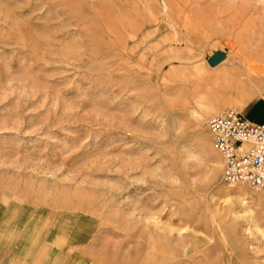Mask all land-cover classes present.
Returning <instances> with one entry per match:
<instances>
[{
  "label": "rangeland",
  "instance_id": "374dc122",
  "mask_svg": "<svg viewBox=\"0 0 264 264\" xmlns=\"http://www.w3.org/2000/svg\"><path fill=\"white\" fill-rule=\"evenodd\" d=\"M258 34L264 0H0V247L22 223L70 264H264V189L223 184L206 128Z\"/></svg>",
  "mask_w": 264,
  "mask_h": 264
},
{
  "label": "built area",
  "instance_id": "2783aa9c",
  "mask_svg": "<svg viewBox=\"0 0 264 264\" xmlns=\"http://www.w3.org/2000/svg\"><path fill=\"white\" fill-rule=\"evenodd\" d=\"M206 128L222 164L226 186L264 189V123H254L240 112L226 109L207 119Z\"/></svg>",
  "mask_w": 264,
  "mask_h": 264
},
{
  "label": "bare ground",
  "instance_id": "6f19581e",
  "mask_svg": "<svg viewBox=\"0 0 264 264\" xmlns=\"http://www.w3.org/2000/svg\"><path fill=\"white\" fill-rule=\"evenodd\" d=\"M221 29H224L226 31L230 30L229 26H224V25H221ZM256 41L261 42L260 46L254 43ZM263 44L264 43L259 38V34H258V37L255 38L254 41L252 42L248 41L247 43H245L246 48H245L244 55H245V58L247 59L250 58L248 61L243 62L247 64V67L245 68L246 73L244 76H240V74L236 70L234 72H231V78L229 75L223 76L225 81L228 80L226 84H224V87L228 89V92L226 94L223 92L222 93L215 92L216 98L213 100V104L209 106L210 109H208L211 113H214V115L219 114L223 111H226V108L233 104L236 105L237 107L236 109H239V110H243L244 108L246 109V104L250 101V99L245 97V93H246L244 92L245 88L249 86H253L254 84L257 85L258 83L260 84L264 83V45ZM218 48H219L218 46L213 47L210 53L215 52V51L218 52ZM221 54H222V51H221ZM221 54L220 53H215V54L206 53V55L210 56V59L206 61H203L205 57L201 58V56L204 54L194 56L193 58H190L189 60L180 61L182 62L181 65H183L181 68H186V66L191 67L190 68L191 71H193V73L196 74V77H198V75L199 76L201 75V72H205V70L209 68L213 69L216 66L221 65L222 63L225 62V60H227L229 56H231L230 51H228V53L225 55H221ZM239 60H240V56H239ZM213 89H216V88H213ZM217 177L221 178L220 172L219 174H217Z\"/></svg>",
  "mask_w": 264,
  "mask_h": 264
},
{
  "label": "crops",
  "instance_id": "0c3cea01",
  "mask_svg": "<svg viewBox=\"0 0 264 264\" xmlns=\"http://www.w3.org/2000/svg\"><path fill=\"white\" fill-rule=\"evenodd\" d=\"M243 112L244 117L254 123L256 119L264 121V98H256ZM4 235L5 245L0 247V264H70L75 259L72 253L67 251L63 254L56 248L54 238L48 233H39L29 224H15Z\"/></svg>",
  "mask_w": 264,
  "mask_h": 264
}]
</instances>
